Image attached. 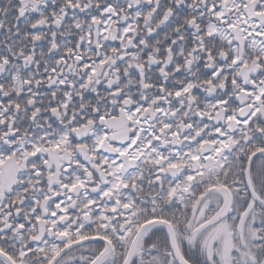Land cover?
<instances>
[{
	"label": "snow or ice",
	"instance_id": "obj_1",
	"mask_svg": "<svg viewBox=\"0 0 264 264\" xmlns=\"http://www.w3.org/2000/svg\"><path fill=\"white\" fill-rule=\"evenodd\" d=\"M0 264H264V0H0Z\"/></svg>",
	"mask_w": 264,
	"mask_h": 264
}]
</instances>
